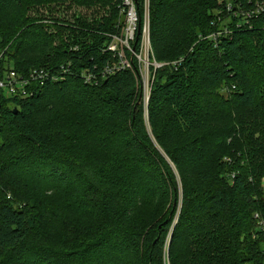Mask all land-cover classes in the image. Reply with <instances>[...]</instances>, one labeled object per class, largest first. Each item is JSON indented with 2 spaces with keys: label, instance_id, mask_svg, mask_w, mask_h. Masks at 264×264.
Segmentation results:
<instances>
[{
  "label": "trees",
  "instance_id": "trees-1",
  "mask_svg": "<svg viewBox=\"0 0 264 264\" xmlns=\"http://www.w3.org/2000/svg\"><path fill=\"white\" fill-rule=\"evenodd\" d=\"M217 2L151 0L144 108L132 70L82 75L116 0H0V79L56 74L0 92V264H264V18L215 44Z\"/></svg>",
  "mask_w": 264,
  "mask_h": 264
},
{
  "label": "built area",
  "instance_id": "built-area-1",
  "mask_svg": "<svg viewBox=\"0 0 264 264\" xmlns=\"http://www.w3.org/2000/svg\"><path fill=\"white\" fill-rule=\"evenodd\" d=\"M220 1H225L224 9L230 15L231 20L224 28L223 33L217 32L215 34L213 37L215 44L217 37L230 32L231 24L235 27H250L253 19L261 16L264 18V0H247L245 5L240 0H233L232 3L226 2V0H218L219 3ZM116 3L119 20L118 30L111 34V41L107 44L106 50L117 59L113 64L104 67L100 77L99 75L89 76V73H82L86 81L93 79L97 83L99 78L127 68L135 72L137 79L139 63L145 66L149 63L154 66L163 64L157 62L153 57L149 21L151 0H116ZM55 78V73H50L44 68L32 69L25 75L9 73L4 79H0V92L9 96L26 97L31 94L34 87L42 84L45 79Z\"/></svg>",
  "mask_w": 264,
  "mask_h": 264
},
{
  "label": "rangeland",
  "instance_id": "rangeland-1",
  "mask_svg": "<svg viewBox=\"0 0 264 264\" xmlns=\"http://www.w3.org/2000/svg\"><path fill=\"white\" fill-rule=\"evenodd\" d=\"M226 2L232 3L233 0H226ZM221 3V4H220ZM217 2V7L214 8V10L212 11L211 14V21L210 23L214 26L213 29L211 30V32H209L207 34V38L209 40H211V38L213 39V37L215 36V34L217 32H221L223 33L224 28L226 27V25L228 24V22L231 20L230 15L228 14L227 11H225L224 6H225V1H220ZM64 5V4H63ZM151 9V7H150ZM77 11H80L81 13L85 14L86 16H94L96 14L97 9L94 7L91 8H84L81 6H76L74 5L71 10H67V15H71L73 13H76ZM92 11H94L92 13ZM150 21V19H149ZM127 56V54H126ZM137 64V63H136ZM168 62L163 63L162 65L159 66H154L152 63H149L147 66H145L144 64H140L138 65L139 67V72L137 74V83H138V92L140 95V102H142L141 104H143L144 108H146V105L148 103V99L150 96V92H151V87L150 85L152 84V82L154 80H156L157 75L159 74V72L161 71V69H163V67L168 66L167 65ZM264 188V185H263ZM165 264H169L168 261L165 259Z\"/></svg>",
  "mask_w": 264,
  "mask_h": 264
}]
</instances>
